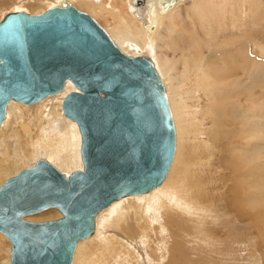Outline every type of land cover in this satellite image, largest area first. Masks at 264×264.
Returning <instances> with one entry per match:
<instances>
[{
  "label": "bare ground",
  "instance_id": "obj_1",
  "mask_svg": "<svg viewBox=\"0 0 264 264\" xmlns=\"http://www.w3.org/2000/svg\"><path fill=\"white\" fill-rule=\"evenodd\" d=\"M69 2L76 8L87 11L95 20H102L103 28L123 53L147 57L153 62L165 85L176 130L175 156L163 182L147 192L115 199L100 209L95 216L94 232L78 241L72 264H123L124 259L126 262L138 264L139 256L133 251L134 245L136 249L138 244H141L142 248H145V245L150 247L151 237L154 247L153 253L149 254L156 258L159 257V253H165V259H168L167 252L171 256L173 248L178 252L187 253L188 248L184 241L191 242L193 246L198 244L204 249L199 243L202 241L200 229L205 228V224L208 223L205 220L210 214L208 216L206 210L209 211L211 200L208 198L205 182L200 177L202 173L192 171L194 165L190 162L195 160V152L192 146H187L184 136L191 130L200 129L197 124L189 123L186 117L190 113L187 112L189 108L186 99L194 106L195 98L193 102L188 98L189 95L182 94L184 88L190 92H197L200 89L207 94L210 103L206 104L203 117H209L213 124L210 129L212 140L225 137L228 142L226 144L230 146L239 143L238 139L233 142L232 136L248 138L249 134L239 128L244 125L246 119L244 123L239 122L244 120V117L237 112L243 105L244 109L254 108L257 100L261 107L253 112L264 110V83L261 89L256 80L257 75L264 76V0H69ZM182 2L184 4L177 8ZM247 9L250 16L245 19ZM40 12L42 11L32 14ZM227 19L234 21L225 24L224 30L230 28L232 31L221 36L219 32L223 30V26L220 22ZM249 75L251 80L248 82L245 79ZM187 83L190 87H187ZM74 90L78 91L68 80L59 92L35 103L10 100L0 126V186L7 178L17 175L21 168L33 167L40 160H46L66 177L75 170L83 169L78 125L62 110L64 97ZM196 102H199L197 98ZM227 118L234 119L233 123H230L231 126L239 122L236 123L240 124L236 130L238 134L225 129L224 120ZM204 143L208 149L210 142ZM230 159L240 162H236L234 166L227 163L235 172L233 177L235 182L241 179L240 175L260 176L256 172L260 168L257 167L259 163L252 161L255 159L247 161L246 164H242V160L236 155ZM247 187L248 185L243 183L236 186L238 189ZM205 194L208 196L205 197ZM247 194L250 202L259 200V196L254 198L253 193ZM231 199L232 212L250 214L249 209L245 210L244 206L251 207V203L244 197L233 193ZM257 206L258 210L255 209L252 213L255 218L262 219V231L261 227H257L256 230L259 236L264 237V204L259 200ZM48 209L47 217L53 219L61 217L58 209ZM112 212L119 214V217L124 215L123 228L131 239L116 234L103 237L105 244L96 243L92 239L104 236L98 230L102 228L104 220L108 222V219L103 217L111 216ZM27 217L29 215L25 219L30 221H45ZM157 235L159 239L154 241ZM5 239L1 232L0 250L6 251V257L0 264H9L11 260V244L5 249L2 247ZM207 242L214 244L210 238H207ZM206 250L219 253L222 259L231 256V252L222 253L219 249ZM196 261L195 264H200L199 260ZM194 263L188 256L182 259L180 256H173L169 262V264Z\"/></svg>",
  "mask_w": 264,
  "mask_h": 264
},
{
  "label": "water",
  "instance_id": "obj_2",
  "mask_svg": "<svg viewBox=\"0 0 264 264\" xmlns=\"http://www.w3.org/2000/svg\"><path fill=\"white\" fill-rule=\"evenodd\" d=\"M70 80L63 113L81 136L82 170L68 177L46 160L0 186V232L9 264H72L80 239L113 200L160 185L176 151L163 80L147 57L123 53L89 13L61 0L45 12L0 20V126L10 100L32 104ZM56 208L61 217H25Z\"/></svg>",
  "mask_w": 264,
  "mask_h": 264
},
{
  "label": "rangeland",
  "instance_id": "obj_3",
  "mask_svg": "<svg viewBox=\"0 0 264 264\" xmlns=\"http://www.w3.org/2000/svg\"><path fill=\"white\" fill-rule=\"evenodd\" d=\"M58 1L59 0H37V2L36 0H0V20L5 15V13L9 11L22 10L29 13L38 11L43 12L53 5L55 6ZM46 2L49 4H47ZM183 4L184 2L178 4L177 8H179ZM248 12L249 10L247 9V17L245 19H248V17L250 16V13ZM96 21L98 20L96 19ZM101 21L102 20H99L98 22L103 26V21ZM231 21L234 20L227 19L220 22V25L223 26V30L219 32V35L223 36L232 31L230 28L227 31L224 30L225 24ZM146 55L150 56V54L148 53H146ZM261 72L263 71L261 70ZM250 76L251 75L246 77L245 80L249 82L251 80ZM256 77V80L259 83V88H261V85L264 83V76L259 74ZM187 85V87H190L189 83H187ZM182 95H189L188 98L193 100V102L195 98L194 106H192V104L190 105L191 102L186 99V105L189 108L187 112H190L186 117L189 123H195V125L197 124L196 126H200V129H197L198 131L191 130L190 132H188L189 134L187 133L184 136H186L185 139L187 146H192L195 152V160L190 162L191 165H194L192 166V171L198 174H200V172L202 173L200 174V177L205 182V187L209 195L208 196L207 194H205V197L208 196V198L211 200L208 209L209 211L205 209L208 216L210 214V216L205 220L208 221V223L205 224V228L200 229L202 241L199 243L204 247V249L198 246V244L193 246L191 242L184 241L186 247L188 248L187 253H184V251L178 252L173 248L171 256H169L167 252L168 259H165V253H159V257L156 258L152 257L149 254L153 253L152 247H154L152 243L153 238L151 237L150 247H147V245H145V248L143 247V249L142 245L138 244V249H136L134 245L133 251L139 256L138 264H140L141 262L143 264H164V262L166 261V264H169L173 256H180V259H182L184 256H188V258L192 260L193 263H196V260H199L200 264H264V237H262V235L259 236V232H257L256 230L257 227H261L262 231V219L255 218L252 213V211H254L255 209L258 210L257 205L259 200L264 204V110L262 109L261 111H259L261 112V114H259V112H253L256 108L261 107L258 100L256 101L254 108H245L247 110L246 111L243 108V105V107L239 108L240 112L238 109L237 114L241 113V117H244V120H239V122L242 121L244 123L246 119L244 125L239 128L240 130L243 129L249 135L247 136L248 138L238 135L232 136L231 138L234 139L233 142H236V139H238L239 143L236 142L229 146L228 144H226L228 142L226 141L225 137H221V139L219 140L211 139L210 129L211 127H213V124L209 117H203V112L205 111L206 104L208 105L210 103L209 99L207 98V94H204V92H202V90L200 89H198L197 92H190L189 90L184 88V93ZM196 98L197 100H199L198 103L196 102ZM232 121H234L233 118L225 119L224 127L226 130H233V132L236 133V130L238 129V126L240 124L236 125V123L239 122H235L234 126H231L230 123H233ZM236 134H238V132ZM204 141L207 143L210 142L208 146L209 150L205 146ZM194 142H197V144H194ZM189 143L194 145H189ZM200 155H202V157H200ZM234 155H236L239 160H242V164H246L247 161L251 162L250 160L255 159L252 161L259 163L257 167L260 168L257 169L256 172H258V175L260 176H249V174H246V176L240 175L239 177L241 179L235 182L233 180L235 172L232 171V167L230 168L227 166V163L231 166H234L237 162L236 160L230 159V157H233ZM205 179L207 180V182ZM239 183L248 185V190L247 188H236ZM246 191L253 193L254 198L259 196V200L253 203L250 202L247 197L249 195ZM233 193L244 197L249 203H251V207L247 205L244 206L245 210L249 209L250 214H244L243 212H241V216L240 213L231 211L233 201V199L231 198L233 196ZM46 211L48 212L49 209L37 214L29 215V217L27 218L33 220L53 219L47 217L49 212L47 213ZM104 214L105 213H103V215ZM105 216L107 215L105 214ZM103 218H107L108 222L107 220H104V223L101 226L102 228L99 227L100 230H98V232L101 231V235L104 236L93 238L92 240H94L96 243L105 244V239H103V237L116 234H121L126 239H131L128 233L123 228L124 220H122V218H124V215L122 217H119V214H116V212H112L111 216ZM4 237L6 239L4 240L2 247H4L5 249L6 246L11 243L5 235ZM188 238L190 237L188 236ZM207 238L212 239L214 244H209L207 242ZM158 239L159 235L154 238V241H157ZM121 241L123 242V240ZM124 245L127 246L126 243ZM208 248L219 249L222 253L231 252L232 257L229 255L228 258H223L225 260L224 261L221 257L222 255L215 251L210 252L209 250H206ZM146 251L150 256L145 253ZM5 257L6 251L0 250V263L5 259ZM123 264H133V262H126V260L124 259Z\"/></svg>",
  "mask_w": 264,
  "mask_h": 264
}]
</instances>
